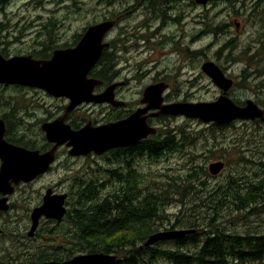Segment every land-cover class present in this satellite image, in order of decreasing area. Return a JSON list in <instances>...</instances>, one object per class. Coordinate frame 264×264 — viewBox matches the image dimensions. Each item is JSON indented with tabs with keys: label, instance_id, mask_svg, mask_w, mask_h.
<instances>
[{
	"label": "rangeland",
	"instance_id": "374dc122",
	"mask_svg": "<svg viewBox=\"0 0 264 264\" xmlns=\"http://www.w3.org/2000/svg\"><path fill=\"white\" fill-rule=\"evenodd\" d=\"M106 7L107 4H98L95 0H6L3 9L0 8V45L11 51L31 50L32 45L27 47L18 40L31 41L33 31L42 24L48 26L46 30L50 34H58L55 31L59 30L62 40L70 39L87 23L106 13ZM184 22L188 35L183 34L178 40L183 46L188 44L195 50L194 58L188 61L187 66V73L190 74L191 63L194 62L195 78L192 85L183 84L181 88L187 91L189 87L190 92L194 91V97L172 98L192 102L215 100L221 90L200 68L203 61H212L233 79L234 84L228 91L231 98L264 101V0H212L204 5L195 3L192 8L187 7ZM247 45L250 47L247 48ZM139 57L130 55L135 67L139 65ZM183 58L184 53H181L171 60L179 64ZM37 91L28 87L19 89L14 85H0V113H8L11 117L10 127L29 137L27 142L30 144H38L41 123L58 117L56 107L62 102ZM165 124L176 129L177 134L183 130L182 149L168 153V159H140L135 167L144 175L139 182L140 193L146 194L151 189L149 192H164L167 197L164 206L169 217L166 219L170 221L167 224L173 222L176 216L178 222L187 220L195 223H204L212 216L214 225L223 226L220 229L224 232L264 233V207L255 211L236 208L241 203L233 196L234 186H241L245 181L257 182L264 177V168L259 165L264 162V123L234 120L227 125H219L226 126L224 128H213L209 127L211 123L173 116ZM248 138H251L250 141ZM59 158L62 159V166L48 173L38 185L56 184L61 180L62 190L69 191L68 208L74 203V195L70 191L76 188L79 180L95 176L101 178L105 176V170L112 167L106 157L93 155L74 158L66 153L64 147ZM220 160L224 162V168L217 175L210 174L209 164ZM186 177L189 182L185 180ZM109 184L105 182L108 187ZM41 185L21 190L18 196H25L27 202L35 201ZM252 192L250 195L261 193ZM17 211L5 215L8 233L1 237H23L26 234L25 231L29 229L26 230L28 212L25 206ZM59 224L57 226L54 221L43 223L39 233L28 241L31 262L41 254L64 250L70 240L68 235L71 229L66 228L65 220ZM159 225L158 230L164 231L163 226ZM181 228L184 227L175 229ZM19 248L9 246L0 250V254L7 252L14 256ZM2 262L0 256V264ZM156 262L169 264L161 259Z\"/></svg>",
	"mask_w": 264,
	"mask_h": 264
},
{
	"label": "flooded vegetation",
	"instance_id": "af4514ba",
	"mask_svg": "<svg viewBox=\"0 0 264 264\" xmlns=\"http://www.w3.org/2000/svg\"><path fill=\"white\" fill-rule=\"evenodd\" d=\"M95 1L98 4H107L106 13L100 14V17L94 18L91 22L87 23L80 32H75L70 39L67 38L62 40V32L59 30L55 31L58 34H50V31L46 30L48 26L45 27V25L42 24L39 29L33 31L34 38L31 41L25 42L23 40H18L20 43H25L27 47L32 45L31 50L11 51L9 49H3L0 45V54L4 58L30 56L33 60H48L56 50L73 49L83 38L90 25L108 21L111 23V27L102 37V44L106 45H103L99 58L87 71L86 78L93 80V94H99L107 87H112L113 97L110 102L80 103L68 113L65 122L68 123L72 129H79L86 124H90L91 126H98L105 123L113 124L126 120L131 115H136L139 119L143 118L149 127L156 128V131L147 134L133 144L117 145L109 148L100 155L90 153L85 156H71L68 154V146L65 144L58 145L54 152V159L45 172L38 174L29 182L21 181L15 184L13 192L6 195L8 210L0 211V247L2 246L0 250L8 249L9 246L13 245L20 248L14 256L7 252L0 254L4 261L1 264H31L30 258L32 254L28 241H31L32 238L39 233L43 223L54 221V219L41 217L34 234L32 236L27 235V229L31 225L30 213L35 207L42 203L46 191L50 190L51 194L65 193L67 195L65 199L67 211L70 195L67 189L62 190L61 180L56 184H39L41 187L35 201L27 202L25 196H18L19 191H25L28 188L33 189L39 186L38 183L43 181L48 173L52 172L56 167L62 166V159L59 157L62 154L63 147L66 153L74 158L93 155L106 157L109 164L112 166L110 171L116 172V174L112 173L110 175L112 186L117 185L118 177L122 178V175L129 177L131 168H136L135 163H137L138 160H157L161 157L168 159L166 157L168 153L177 151V144L175 143L173 145V140H176L174 135L176 129L169 128L168 125L165 124L166 120L173 116L156 114L159 108L144 110L147 107V102L143 100V97H148L150 95L151 97H163L161 104L179 101L177 98L172 97H194V91L190 92L189 87L187 88L188 90L185 91L181 88V85L193 84L195 78V72L193 70L194 62L192 61L191 63L192 69L190 74L187 73V66L188 61L193 60L195 50L188 44L183 46L178 38L183 34H185V36L188 35L187 29L184 28L186 24L184 22L185 14L187 12V7L190 6L192 8L197 2L195 0ZM209 1L212 0H208L205 4ZM5 2L6 0H0L1 9H3L2 7ZM198 4L201 5L200 3ZM173 26L177 27V29H174ZM192 40L193 37L191 38V41ZM181 53H184V58L180 63H172L173 61L171 58ZM132 54L140 55L138 58V67H135L136 65L131 62L130 55ZM203 63L204 61L201 63L200 68ZM0 85L3 87L14 85L19 89H22V87L26 89L28 87L18 84L0 83ZM150 86H158L159 91L161 87V93L155 96H152V94L145 96L144 92ZM132 87H134V89H132ZM28 88H33L42 94L61 100V104L57 106L56 109L59 114L58 116L64 113L66 105L69 102L66 97H54L49 95L45 90L36 87ZM130 93L132 95H130ZM181 101L186 100L183 99ZM244 101L241 105L244 104ZM254 102L260 107L264 105V101L254 99ZM53 119L55 118L48 119L47 121ZM241 121L264 123V121L260 119ZM7 130L8 128L5 127L3 137L6 141L29 150H37L40 154L50 150L54 145V142H50L46 139L42 129H40L41 134L39 135L38 144L28 143L27 139L29 137L25 136L23 133L19 134L17 128L12 129V127H10L9 132L11 135L8 137L6 135ZM163 139H165L164 146L169 149H163ZM172 146H174V148L171 149ZM158 147L159 150H157ZM121 172H123L122 175ZM263 179L264 177L260 180ZM0 197H2L1 193ZM260 201L261 202L255 207L248 206L246 209H248V211L262 209V207H264V200ZM24 206L26 212H28L26 234L23 237H1L8 233V229L4 223L5 215H9L10 211L17 213V210ZM205 230L206 229L199 227L197 231L204 232ZM262 234L264 233L257 232L253 235L260 236Z\"/></svg>",
	"mask_w": 264,
	"mask_h": 264
},
{
	"label": "water",
	"instance_id": "95a60500",
	"mask_svg": "<svg viewBox=\"0 0 264 264\" xmlns=\"http://www.w3.org/2000/svg\"><path fill=\"white\" fill-rule=\"evenodd\" d=\"M205 4L208 0H195ZM111 27V23L103 21L90 25L83 38L73 49L56 50L48 60H33L30 56H13L4 58L0 54V83L18 84L45 90L54 97H66L69 102L62 115L41 124V129L48 141L54 142L53 147L40 154L37 150H29L11 144L4 139L5 123L0 118V211L8 210L7 194H11L14 185L33 180L38 174L45 172L54 159L58 145L69 147L71 156H85L93 153L100 155L117 145L133 144L156 128L149 127L143 118L136 115L117 123L91 126L86 124L79 129H72L65 122L68 113L82 102L103 103L112 99V87H107L99 94H93V80L86 78L87 71L99 58L103 48L102 37ZM202 71L208 75L221 94L212 101H176L161 104L163 97H151L161 93L158 86H150L145 90L143 100L149 108H159L158 113L170 116H184L199 119L202 122H213L225 125L234 120L264 121V105L260 107L254 100L247 98L243 105L237 104L228 95L233 86L232 78L212 61H205ZM92 82V83H90ZM97 82V81H96ZM154 92V93H153ZM224 168V162H212L208 171L217 175ZM13 183V184H12ZM66 194H51L48 190L43 196L42 203L30 213L31 225L27 231L32 236L38 226L39 219H54L60 222L66 213ZM1 232V230H0ZM194 229H173L158 231L151 234L145 245L157 241L183 238ZM116 259L113 253L77 254L63 261H45L40 264H112Z\"/></svg>",
	"mask_w": 264,
	"mask_h": 264
},
{
	"label": "trees",
	"instance_id": "16d2710c",
	"mask_svg": "<svg viewBox=\"0 0 264 264\" xmlns=\"http://www.w3.org/2000/svg\"><path fill=\"white\" fill-rule=\"evenodd\" d=\"M211 29L214 30L213 27ZM262 45L264 48V43ZM232 99L237 104L243 103L238 98ZM0 117L5 121L8 128L6 135L9 137L11 117L6 112H1ZM209 127L226 126L211 123ZM182 131L179 130V135L176 132L174 134L176 140H173V145L177 144V150H181L183 146ZM164 142L165 139L162 140L163 149L167 148ZM259 165L264 168V162ZM105 171V176L101 178L95 176L79 180L76 188L70 191L74 195V203L62 219L66 221V228L71 229L68 235L70 240L65 244L64 250L41 254L31 264L48 260L63 261L79 253H113L116 259L112 264H157L159 259L169 264L264 263V234L255 236L253 234L257 232H224L220 229L223 226L214 225L212 216L204 223H195L187 220L178 222V216L175 215V221L173 219V222L167 224L170 222L166 219L169 217L164 208L167 197L164 192H149L151 189L146 194L140 193L139 182L144 175L138 169L131 168L129 177L121 172L122 178L118 177L116 186H112L110 180V175L116 172L110 171V168ZM188 177L185 178L187 182ZM105 182L110 183L109 187ZM263 184L264 179L257 182L245 181L241 186H234L233 196L241 203L236 208L247 210L248 206L255 207L259 204V199L264 200ZM252 191L261 193L250 195ZM54 222L57 226L60 225V222ZM158 224L165 230L181 226L194 229V232L187 233L183 238L165 239L145 245L146 239L159 231ZM199 227L206 230L198 232Z\"/></svg>",
	"mask_w": 264,
	"mask_h": 264
}]
</instances>
